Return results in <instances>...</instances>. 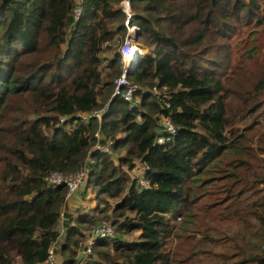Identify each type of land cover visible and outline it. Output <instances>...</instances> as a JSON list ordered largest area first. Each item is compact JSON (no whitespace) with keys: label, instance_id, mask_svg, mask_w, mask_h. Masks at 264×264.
<instances>
[{"label":"trees","instance_id":"obj_1","mask_svg":"<svg viewBox=\"0 0 264 264\" xmlns=\"http://www.w3.org/2000/svg\"><path fill=\"white\" fill-rule=\"evenodd\" d=\"M120 1L80 0L74 20V0H0V264H43L53 245L62 264H170L167 242L174 220L194 200L196 178L226 153L241 155L223 68L230 33L262 25L264 0H130L137 42L153 46L127 75L139 86L134 107L111 98L122 62L118 51L104 55L103 45L126 30ZM255 80L251 90L258 96L264 70ZM257 96L244 109L239 98V112L261 108ZM102 103L108 107L100 121L73 123L75 114ZM59 117L67 118L59 124ZM164 117L177 128L169 137L160 124ZM97 130L112 140L109 153L91 150ZM89 152L93 162L81 187L95 191L93 212L74 217L65 210L57 245L66 187L44 177L74 173ZM136 161L146 185L137 177L129 181L122 170ZM109 200L115 201L114 235L77 257ZM254 206L264 231V194ZM135 232L136 240L122 239ZM257 249L237 260L225 255L223 264H264V245Z\"/></svg>","mask_w":264,"mask_h":264},{"label":"rangeland","instance_id":"obj_2","mask_svg":"<svg viewBox=\"0 0 264 264\" xmlns=\"http://www.w3.org/2000/svg\"><path fill=\"white\" fill-rule=\"evenodd\" d=\"M139 32L140 29L137 33ZM125 34L126 30L107 44L108 48L104 53L106 57H111L118 51ZM138 43L143 49L142 56L152 53L153 46ZM227 46L228 61L223 68L222 81L228 87V96L233 105L230 117L234 122L230 129L235 135H242L241 149L238 150L241 155L226 153L196 178L198 181L192 186L194 200L185 213L174 220L172 234L167 242L170 264H223L225 255H234L237 260L246 255L247 251L258 250L264 245V231L254 214L257 195L264 194V90L258 96L251 90L257 75L264 70V23H254L249 27L233 30ZM256 96L261 108L257 111L239 112L240 108L236 106L239 105V98L241 103H245L244 109L246 105L253 104ZM137 98L140 101V97ZM104 105L106 103H102L101 107ZM113 158L117 164L116 153ZM235 165L239 168H235ZM141 167L136 161L132 170L126 166H122V170L127 173L130 181L141 176ZM232 170L236 176L227 178ZM79 194L82 199L84 196V202L73 213L76 216L81 213L92 214L95 205L94 189L84 184ZM114 202L109 200V210L101 220H112L110 209ZM137 236L138 233L135 232L124 235L122 239L132 241ZM63 258L58 254L55 264H61ZM101 262L106 264L105 261ZM14 264L19 263L15 261Z\"/></svg>","mask_w":264,"mask_h":264},{"label":"built area","instance_id":"obj_3","mask_svg":"<svg viewBox=\"0 0 264 264\" xmlns=\"http://www.w3.org/2000/svg\"><path fill=\"white\" fill-rule=\"evenodd\" d=\"M75 4L72 10V16L74 20H76L81 13V5L80 0H74ZM118 7L121 12L124 14L123 25L126 29V34L123 37L122 42L118 47V53L121 58L122 66L120 75L114 79L113 84V92L111 94V98L115 96H121L125 102H127L129 107H134L139 103V99L137 98L136 91L139 88L137 84L132 83L127 75L133 69V65L135 64V60L142 57L143 49L142 46L134 40V36L136 35L139 27L135 24L131 23L133 18V12L130 6V0H121L119 2ZM109 42H106L103 46L106 47ZM136 46V49H135ZM135 53L134 61L131 60L132 55ZM152 92L155 94L156 90L153 89ZM139 97V96H138ZM108 104L100 107L99 109L92 110L90 112L85 113H77L74 115L73 123L78 121H82L87 123L90 119H96L100 121L103 114L106 112ZM67 117H59V124L64 123ZM162 131L168 137L174 135L176 133L177 128L173 125L170 118H162L160 121ZM75 126L74 124H72ZM95 142L92 146L91 150H99L103 153H109L110 147L112 145V140L104 138L101 136L99 130L94 133ZM163 136L157 138V143H163ZM93 162L92 157L90 156V152L86 155L85 160L82 166L76 170L74 173L64 174L58 171H53L48 173L44 180L47 184L58 186L63 185L66 187V194L64 197L65 201H68L72 198V196L79 190V188L83 185L86 180L89 171L90 164ZM137 181L141 185H146V182L138 177ZM63 214H60L62 217ZM114 227L110 220H101L98 221L86 234L83 242L79 243V248L77 250V257H86L92 253V248L97 239L107 238L109 239L114 235ZM57 251L55 246H51L48 250V257L44 261L43 264H55V260L57 258ZM62 264V263H61Z\"/></svg>","mask_w":264,"mask_h":264},{"label":"crops","instance_id":"obj_4","mask_svg":"<svg viewBox=\"0 0 264 264\" xmlns=\"http://www.w3.org/2000/svg\"><path fill=\"white\" fill-rule=\"evenodd\" d=\"M83 199H84V196H83ZM83 199H82V195H80L79 192H77L76 194H74L72 196L71 199H69L68 201H66L64 203V205H63V207L61 209V213L63 214V212L65 210L73 213L75 208H77L80 204H82L84 202ZM74 217H76L75 214H74ZM62 221H63V216L60 217L59 223L57 225V230L59 231V239L57 240V243H56L57 245L59 243H61V241H62V239L64 237V234H65V228L63 227V222ZM59 258H61V257H59ZM61 261H63V259ZM17 263H19V261H17Z\"/></svg>","mask_w":264,"mask_h":264},{"label":"clouds","instance_id":"obj_5","mask_svg":"<svg viewBox=\"0 0 264 264\" xmlns=\"http://www.w3.org/2000/svg\"><path fill=\"white\" fill-rule=\"evenodd\" d=\"M136 41H137V40H136ZM136 61H137V62H136ZM139 61H140V58L135 60V64H134L133 69L135 68L136 64H137ZM133 69H132V70H133ZM131 72H132V71H131ZM131 72H130V73H131Z\"/></svg>","mask_w":264,"mask_h":264},{"label":"bare ground","instance_id":"obj_6","mask_svg":"<svg viewBox=\"0 0 264 264\" xmlns=\"http://www.w3.org/2000/svg\"><path fill=\"white\" fill-rule=\"evenodd\" d=\"M135 49H136V46H135ZM134 58H135V53L132 55L131 60L134 61Z\"/></svg>","mask_w":264,"mask_h":264},{"label":"water","instance_id":"obj_7","mask_svg":"<svg viewBox=\"0 0 264 264\" xmlns=\"http://www.w3.org/2000/svg\"><path fill=\"white\" fill-rule=\"evenodd\" d=\"M138 37V33H136V35L134 36V40L136 41ZM137 62V61H136ZM134 66V65H133Z\"/></svg>","mask_w":264,"mask_h":264}]
</instances>
